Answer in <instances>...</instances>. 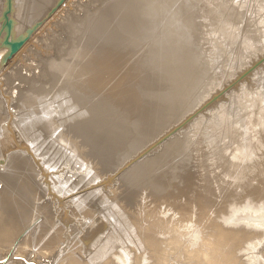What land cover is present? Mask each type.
<instances>
[{
    "label": "bare ground",
    "instance_id": "6f19581e",
    "mask_svg": "<svg viewBox=\"0 0 264 264\" xmlns=\"http://www.w3.org/2000/svg\"><path fill=\"white\" fill-rule=\"evenodd\" d=\"M187 1L87 0L99 9L84 16V5L80 22H72L75 9L68 6L75 2L79 8L84 0L2 1L0 85L6 86L0 89V105L9 112L1 118L0 109V248L24 247L1 253L0 259L5 258L0 264L12 259L17 260L3 264H264V109L257 99L250 100L243 133L226 116L238 101L227 103L229 88L220 85L216 107L205 120L218 128L219 136L213 131L202 137L192 148L189 164L172 179L163 180L156 164L148 170L150 182L132 192L104 180L107 134L126 129L127 119L150 120L153 110L142 106L139 88L163 80L155 75L157 68L170 77L176 66L168 53L175 47L187 49L181 38ZM233 1L192 3L201 9L204 23L221 26L222 34L232 38L231 26L238 18ZM46 4L48 9L37 17ZM171 10L176 11L172 22ZM48 13H55L52 19L56 16L53 30L59 25L69 30V38L60 42V35L43 34L38 44L44 45L39 50L37 44L28 45L22 56L27 38ZM66 15L71 24L60 21ZM134 37L152 40L150 56L142 59L133 50ZM18 40L22 45L15 49ZM23 57L25 62L19 60ZM29 58L38 69L30 76ZM45 78L56 97L70 89L68 105L76 108L71 116L79 117L73 129L83 144L99 153L90 184L79 185L73 179L74 167L61 166L51 142L57 139L54 99L51 103L39 98L38 112L46 122H41L40 138L34 141L39 126L28 117L25 93L33 98L45 92ZM222 135L239 138L245 150L227 155ZM139 169L146 173V163Z\"/></svg>",
    "mask_w": 264,
    "mask_h": 264
},
{
    "label": "rangeland",
    "instance_id": "374dc122",
    "mask_svg": "<svg viewBox=\"0 0 264 264\" xmlns=\"http://www.w3.org/2000/svg\"><path fill=\"white\" fill-rule=\"evenodd\" d=\"M2 1L0 0V4ZM80 1L82 0H77L78 3H81ZM233 3L238 18L233 21L232 38H229L222 34L221 26L214 28L210 23H204L201 9L193 4L192 0L187 1L185 5L187 24H182L186 32L183 33L184 36L181 35L182 44H186L187 49L183 51L181 48L175 47L168 53V59L176 66L170 77L165 78L161 68H157L154 70L155 75L160 76L163 80L155 86L139 88L142 106L145 107L148 104L153 110L150 120L127 119L125 120L126 129L107 134L105 159L107 169L104 180L115 183L116 186H118L117 184L121 185L125 193L132 192L140 184H146V181L152 178L148 175L149 178L144 179L148 177V170L154 168L156 164L159 165L157 166L158 173L163 174V180L167 178L164 176L172 179L173 173H179L185 164H189L188 158L193 151V146L201 142L202 137L210 136V132L218 129L207 125L205 120L206 115L209 117L213 108L216 107L219 86L222 84L229 88L226 95L227 103L230 99L238 101L235 106H229L226 113L232 127L240 129L243 133L247 132L242 123L246 122L251 99H257L259 107L264 109V0H234ZM88 4L89 2L84 0L78 8L75 6L76 3L72 2V6H68V9L72 10L74 7L76 10H74L75 16L72 18L74 20L66 15L60 21L65 24H71L73 21L80 22L85 11L83 6ZM46 5L41 8L37 17H40L48 9V4ZM98 9L97 5H88L84 16L90 15ZM53 15L46 14L36 25L32 35L29 36L30 33H27L28 43L20 51L22 56L28 45L37 44L38 50L40 45H44L43 42L38 44L43 34L48 33L47 36L50 34L56 37L60 35L58 37L60 42L69 38V30L62 31L59 25L56 28L57 32L53 30L52 25L56 19V16L52 19ZM173 16H176L175 10H171L168 20L172 22ZM49 20H51L50 24L47 23ZM35 33L38 34L35 35ZM134 38L136 41L133 50L141 53L142 59L147 54L150 56L152 46L149 44L152 43V40L150 38ZM53 48V45H50L49 49ZM62 48L59 55L63 54L67 45ZM41 49L44 50V48ZM19 60L25 62L24 57ZM29 60L32 61L27 73L30 76L33 71L38 69L33 58H29ZM14 62L15 60L13 64ZM22 73L26 72L23 70ZM18 84V80L13 82V86ZM23 84L20 83L19 87L22 88ZM43 84L45 92L36 93L33 98L28 96V92L25 93L30 100L27 105L28 117L34 119V122L39 126L34 141L36 140V143L40 138L41 122H46V117L40 118L41 112H38L39 98L44 96L43 99L51 101V103L54 99L56 112L58 111L57 139L51 142L58 149L61 166L74 167L73 179L79 185L90 184L93 179V171L99 167V153L92 145L90 150L87 145L83 144L78 132L73 129L79 117L71 116L74 107L68 105L69 101H72L70 89L65 88L61 94L57 92L58 97H56V91L53 90V86H50L49 79ZM54 84L57 85L58 82ZM0 86V89H5L6 83L4 86L2 84ZM3 97L8 102L9 97L7 95ZM1 107L4 110L1 113V118H3L9 109L4 108L5 104L0 105V109ZM4 124H7L5 128L10 127L8 123ZM175 127L177 128L171 131ZM242 132H240L241 135ZM215 136H219V131H215ZM220 138L221 143L225 145L227 155L231 157L234 153L245 150L240 146L239 138L234 140L229 135H222ZM171 140H176L173 141L176 145H173L172 142L169 146L168 143ZM165 152L166 155L161 160H154V157L162 156ZM144 163L147 165L146 173H142L139 169V166ZM143 189L146 190L149 187ZM9 245L11 246L9 247ZM23 247L19 245L16 248L15 244H6L1 247L2 249L0 248V254L20 252ZM15 260L17 259L7 260L3 263Z\"/></svg>",
    "mask_w": 264,
    "mask_h": 264
},
{
    "label": "water",
    "instance_id": "95a60500",
    "mask_svg": "<svg viewBox=\"0 0 264 264\" xmlns=\"http://www.w3.org/2000/svg\"><path fill=\"white\" fill-rule=\"evenodd\" d=\"M22 41L18 40L15 42L14 47L15 49H18L22 44ZM177 127L173 128L171 131L175 130Z\"/></svg>",
    "mask_w": 264,
    "mask_h": 264
}]
</instances>
